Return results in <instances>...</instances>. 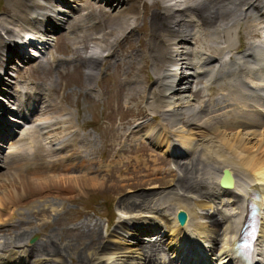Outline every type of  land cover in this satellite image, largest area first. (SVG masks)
Returning <instances> with one entry per match:
<instances>
[{"label": "bare ground", "instance_id": "bare-ground-1", "mask_svg": "<svg viewBox=\"0 0 264 264\" xmlns=\"http://www.w3.org/2000/svg\"><path fill=\"white\" fill-rule=\"evenodd\" d=\"M84 1L85 0H8L5 10L7 17L0 19V74L7 72V68L5 69L6 62L10 61V59L15 56L16 50L21 49L26 52L29 51L27 48L28 42L32 44L33 42L31 41H35L37 45H41L43 51L33 53L32 55L38 54L40 56H45L48 46L51 44L52 39L50 35H53L52 28L54 25L59 28L66 27L71 35L75 33L82 34L81 37L73 38V40L78 43H84L86 36L92 37L96 51L108 50L112 53V58H117L119 62H122L126 67L125 80L129 84V89L124 96L127 103L141 99L150 102L146 107L147 109L139 114L138 117H136L137 119L135 118V121H126L124 124H121V132L120 135L117 134L116 139L119 141V144L128 141L125 147L132 145L134 142H140L141 144L139 146L144 148L146 157H149V154L147 151L148 148L145 146V142H143L144 139L150 142L151 145L156 146V151L161 149V152L157 151V153L162 157L170 154H176L175 156L177 158H182L185 154H189L193 157V160H189V162L176 164L177 169L183 173L184 177L181 179L183 183L177 185L178 193L175 194L172 199L170 198L168 203L162 204L165 209L172 210V213L176 214V212L179 211H186L190 216L185 212L188 217L185 228L182 229L177 223L169 227L170 230L167 232L172 233L173 236L170 240H167L168 243L164 246L168 247L171 245L170 249L173 251L171 253L173 255H178L179 258L181 256L183 257L184 261L182 264H199L198 262H193V255L205 253L206 249L196 247L197 245H193V248L189 245L182 246V241L184 243L188 241L185 236L186 234L189 236L194 234L197 237L200 236L201 239H205L208 236V227L207 225L199 223V220L202 218L198 215L197 210H207L209 208L208 211H210L211 207L208 205V201L213 198L219 199L221 202L225 203L230 202L231 206L227 207L231 208L232 206L237 207L240 205L242 200L239 195L240 192L243 193L244 197H247L253 190L261 192V194L264 195V130L254 131L246 127L260 128L262 123L251 122L244 124L245 127H240L241 129H233L234 127L231 129V124H226L228 119H242L241 115L245 116L244 119L253 120L257 118L256 114H259L258 111H256L255 114L250 109H247L244 101L241 98L233 97L232 94L238 90L246 99H248L249 96L255 95L256 92H262L264 95V48L261 47L263 41H261L262 39L259 40L261 45H249L247 50H244L239 44V42L241 44L245 42V37L249 33H254L255 36H259V31L256 30L257 27L258 30L264 32V22L257 21L256 18L251 15L250 11H248V9H252L254 14L264 19V12H262L259 7L264 0H156L152 3L151 7H144V14L148 11L150 15L152 28L149 34L143 32L141 28L137 30L141 37L138 40L140 45L139 51L137 50L135 54L133 53L134 46L131 45V43H128L127 49L123 46V50L115 46L119 40L116 36L120 35L123 30L129 33L134 31L131 30L134 26L131 25L128 27L127 24L129 20H132V22L136 21L140 15L137 8L139 5H137L138 0H95L105 3L109 9L112 10V18L107 27L109 30L108 33L103 32L104 26L106 25V20L104 19L103 21V14L108 15V13L100 12V14H95L94 11L91 10L89 3H86L85 6H80V2ZM73 4L75 7L72 6ZM200 8H204L205 13L199 15L197 12ZM78 11L82 13V16L80 18L74 17L73 19V16L78 15ZM223 19L224 21H222ZM28 27L36 31H42V38H45V42L43 43L39 40L35 32L28 29ZM1 33H3V35H1ZM21 33L24 34V41L21 40V46H19L15 41L20 37ZM219 33L222 34V40L224 39L225 46L217 45L214 47L208 41L216 42ZM110 36V39H113L111 42L108 40ZM21 39H23V37ZM199 39L207 41V43L205 42V44L197 41L198 47L193 49L190 48L189 42ZM124 41L130 42L131 37L130 41L128 38ZM223 49L228 50L230 55L226 54L227 56H224L226 60L213 67L212 63L215 56L212 54L217 56L225 55ZM1 52H7V56L3 55ZM23 58H25L24 55ZM31 60L34 59L31 58L27 61ZM99 60L88 59L89 62H87L86 65L90 69L88 74L89 79L95 78L96 74L102 75L103 71L100 68ZM42 62L49 64L46 60ZM54 62L57 63L58 60L54 59ZM133 62L137 63L135 65V68L138 69L137 72H133ZM37 67L46 70V67H43L41 63L38 64ZM169 67L180 68L182 72L179 75H177L178 73L170 74L167 72ZM187 68H191V70H186ZM28 69L29 68L21 69L16 75L24 77V73ZM13 72L15 73L16 70ZM206 72L209 73V76L206 77V86L204 87L206 94L211 96L215 92V96L220 95V97L215 98V96H211L207 101L203 100L205 106L201 109L198 108L199 110L184 109L182 106L183 104H181L179 100L184 101V104H187L188 108L191 106V96L188 94V81L193 78L197 80L198 76ZM20 80L23 79L15 80V95H13V98L4 100L7 105L17 108V114L21 117L18 124H27L28 122L30 124L32 122L35 125L31 131H22L20 133L17 140L18 143L16 144L17 149L5 157L6 159L12 158L7 162H10L13 168H16H9L11 167L9 165L7 167V173H4L5 175L11 178L17 177V175L19 176V174L23 172L27 178L26 182L24 181L21 185L19 198H25L31 193L43 194L44 192H54L58 197L57 199L60 198L62 200L73 201L76 200L75 197H69L72 193L90 188L87 179H84L87 178L88 175H96L92 176L93 179H96V177L103 172L102 169L105 168L111 169V173L123 169L125 173H128L131 170L129 167L130 162L123 161L120 156L117 158L116 162L110 161L108 162V166L104 165V167H101L99 161L90 157L92 150L89 147L91 145L86 147V143H88L87 136L83 137L81 134V131L86 128L87 124H72L68 111L63 106H60L56 98H54V96H57L56 90H52L51 86L46 85H21V83H19ZM148 81L157 84V88L155 90H150V87L141 86V82L147 83ZM251 81H256V83H249ZM244 84L249 85L251 88L252 85H254L258 90L254 87V89L249 90ZM240 87L242 90H239ZM25 88L28 90L24 92L20 91ZM6 93V83L0 79V96ZM117 96L118 95H116L115 99L119 102ZM178 98L179 100L177 101ZM251 99L255 101L258 100V97L252 96ZM10 101H13V105ZM257 106L262 107V103ZM162 108L167 109L165 120L172 123L167 128V131L164 130L166 126L163 125V123H160L159 129H157L158 126L152 127L150 124H145V121L150 117H152L153 121L159 119L163 112ZM181 108L186 110L185 113L195 111L189 117L191 119L186 121L185 119H183V121L180 120V115L182 114ZM261 109L264 111L263 108ZM134 123H136L135 126ZM59 129H61V132L55 133ZM124 129H126V133H124ZM18 134L15 137H17ZM105 134H109L108 136L111 138L110 130L106 131ZM0 135H2V139H0V159H4L1 157V152L3 150L2 146H4L3 141L9 134L5 135L0 131ZM176 144L180 145L179 148H175ZM208 144L210 147H208ZM114 145L117 144H112L111 151L114 150ZM180 149L183 150L181 151ZM210 149H213V151L209 152ZM125 150L121 151L127 152V150ZM152 154L155 153L152 152ZM151 159L149 161L156 166V162ZM160 159V164L164 165L167 163L165 159ZM0 165L3 166L1 162ZM225 169L228 170L233 177V188L228 191H224L216 185V182L219 181ZM74 170H77V172L75 173ZM81 171L83 173L78 176L80 174H78V172ZM153 171L160 173V170L155 168ZM170 172L175 173L174 171ZM162 174L164 175V173ZM111 179L112 176L103 175V184H96L93 188L106 185V182ZM4 180L5 179H0V181ZM117 181H119V177ZM189 181H191V184L188 183ZM83 184L86 187H84ZM4 185L7 186L6 184ZM116 185L112 186L115 190H117L116 188H122ZM26 186L32 188L30 193L24 190ZM153 187L157 188V186ZM15 190L16 189H14V191ZM193 194H197V197L203 201L195 200ZM149 196L152 195L149 194L143 198L144 204H137V202H135L134 204L132 203L133 205L124 206V210L126 212L138 210L137 212H139V209L146 208ZM8 200L11 201V199ZM20 201H22V199ZM17 203L16 205L19 207ZM153 210L157 213L160 212L158 208H153ZM238 210L240 213L245 212V208L242 206H238ZM17 211H19V209ZM232 211L233 210H231V212ZM47 213L48 211L45 209L35 213L34 217L47 215ZM232 216L239 218L237 213L232 214ZM235 218L230 221V225L235 224ZM191 219L197 222L192 231L189 228V220ZM150 220L151 219L144 221L142 217L135 218L132 220L134 222L132 225L126 221L125 224L130 230L134 228L130 236L135 242L137 236H141L145 233L148 234L149 229H153L155 224H146L149 229L143 227L144 223H149ZM6 224L9 223H5L4 220V223L0 222V227ZM107 232L110 235L112 231ZM158 232L161 236L166 234L164 230H158ZM235 232L234 229L231 230L230 237L228 238L229 240L227 239V244L222 248V252L226 251L227 253H231V241L233 244ZM22 237L23 235H19L16 239V243L21 244L23 240ZM164 241V239L158 241L159 243L150 241L142 244V246L135 243L136 248L134 250L127 249V253L131 254L128 258H130V260H139L149 264L148 257L155 254L159 249V244ZM201 242L203 243V241ZM17 247H21V245ZM35 247L39 248L40 246H34V248ZM70 247V245L63 247L47 246L46 249L42 247V250L35 248L33 251L39 253V256L33 254L31 251L32 247L28 248L25 253L28 251L33 254H30L32 262L26 260L25 257V261L22 264H50L49 262L52 258L47 260L46 258H48V256L58 258L61 257L60 254L65 256L66 254L69 255V251L72 250ZM109 249L111 250V248ZM191 249H193V251L189 253L188 251ZM106 251V246L101 242L90 255V260L88 261H92L95 264L104 258L106 261L121 260L120 258L125 254L118 252V250H115V253H107ZM151 251H153V253ZM5 252H13L6 257L8 261L7 264L15 263L14 257L16 253L13 250H7ZM22 254L24 253H21L20 256ZM204 261L211 264L208 259ZM53 264L65 263L63 261H55ZM153 264H155L154 261ZM166 264H172V261Z\"/></svg>", "mask_w": 264, "mask_h": 264}, {"label": "rangeland", "instance_id": "rangeland-1", "mask_svg": "<svg viewBox=\"0 0 264 264\" xmlns=\"http://www.w3.org/2000/svg\"><path fill=\"white\" fill-rule=\"evenodd\" d=\"M7 1L8 0H0V19L7 17L5 14V10L7 8L6 6ZM155 1L156 0H142V1L138 0L137 5L138 4L139 5L137 8H138V12L140 13V15L138 16L136 21L132 22V20H129L127 24L128 27L133 25L134 28H132L131 30H134V31H132L133 33L132 32L129 33V32H126V30H123L120 35L116 36V38L118 37L119 40L115 47H118V49L123 50V46H125L127 49L128 43H131V45L134 46L133 53L135 54L137 50L139 51L140 45L138 43L139 42L138 40L141 37V35L137 32V30L141 28L143 29L142 30L143 32H147V34H149L152 28L151 19L149 17L150 15L148 14V11L144 14L145 12L144 7L145 6L151 7L152 3ZM194 1H205V0H194ZM86 3H89L91 10L94 11L95 14H100V12L108 13V15L103 14V21L104 19L106 20V25L104 26L103 32L108 33L109 30L107 27H108V23L110 19L112 18V10H109V7L106 4H102L103 2H97L95 0H85L84 2H80V6H85ZM72 6L75 7L74 4ZM202 10H204V8L202 9L200 8V10L197 13L199 15L202 13H205V10L204 11ZM77 14L78 15H76L75 18L77 17L80 18L82 16V13L80 11H78ZM222 21H224V19ZM62 28H64L67 34L63 31ZM256 30L259 31L258 27L256 28ZM1 35H3V33H1ZM81 36L82 34L80 33H75L74 35H71L69 34V31L66 29V27H60L58 29V32L54 36L56 40L55 42L56 46L54 47V49H52L53 47L51 44L53 40H51V44L50 46H48V50L45 53V56L39 55L40 57L34 60H31V61L25 62L22 68H19L18 65L14 66L13 71L16 70V72L15 73L13 71L12 72L14 74H18V71L21 69L23 70L24 67L29 68V69H34L31 71V75H28L26 72L24 75H26L27 77H31L33 81L46 82L47 84H51L50 85L51 88L55 89L57 92L56 93L57 96L56 97L54 96V98H56V101L60 104V106H63L68 111L71 117L72 124L73 125L74 123L80 124V125L87 124L86 128L88 129L84 132L82 131L81 133L88 134V138L91 139L92 142L90 144L91 145L90 148L93 154L95 155L97 161L100 162L101 167H104V165L108 166V162L110 161L116 162L117 158L120 156L123 161L130 162L129 167L131 170L128 173H125L124 169L111 173V169L105 168V169H102L103 172L101 173V175L97 176L96 179H93L92 177L96 175H88L87 178H84V179H87L88 185L90 186V188L82 189L83 192L75 191L74 193H72V195H70L69 197L71 198L75 197L76 200H73L74 201L73 202V201L62 200L60 198L57 199L58 197L54 194V192H44L43 194L42 193H31L29 194L30 196L27 195V197L25 198L24 197L19 198V194L21 192L20 190L21 185L24 183V181L26 182L27 178L25 177L23 172L22 173L19 172L20 174L19 176L17 175V177H11V178L8 177L7 175L4 174V173H7V169H8L7 167L10 165L11 167L9 168H12V169H16V168H13L10 162L3 163V166L0 165V179H5L4 181H0V208H1L0 209L1 211L0 212V222L4 223V220H5V223L8 222L9 224H6L5 226L0 227V245L2 246V247L0 246V248H2L1 250H3L5 249L3 247H6L9 244L14 245L19 235L20 236L23 235L22 242H24L25 244H27V242H25L26 239L36 237L37 238L36 242L32 245L37 246L38 244H40L39 246L41 247V248L35 247L36 249L42 250V247L43 249H46L47 246H51V247L53 246L63 247L66 245L71 246L70 248H72V250L69 251V255L66 254L65 256V255L60 254L61 257H58V258L48 256V258H46L47 260L52 258L49 262L50 264H53V262L55 261L56 262L63 261L65 264H94L92 261H88V260H90V255L94 252L95 248L99 246V244H101L102 242L104 246H106V249H107L106 252L110 253L111 251L118 250V252L125 253V254L122 258H120L121 260L117 259L115 261L114 260L106 261V259L104 258L95 264H109V263L110 264H116V263L117 264H143L139 260H130V258H128L130 257L131 254L127 253L128 252L127 249H129V247L134 246V243H135L133 238L130 236L132 235V231H134V228L130 230V228H128V226L124 224L123 222L127 221L131 223L130 225L134 224L132 220L135 218H138L136 215L134 216V214L136 213H142V214L146 213L150 217L153 216V214L155 213H153L154 211L152 212L148 210L149 208H158V211L163 210L164 206L162 204L168 203L169 199L170 198L172 199L174 195L178 193V190H176L175 188L177 184L180 182V180L178 179L179 178L178 172L180 171L176 169V165L174 162H170L166 158H163V159L167 160L168 162L164 165L160 164L159 160L161 159L159 158L160 155L156 152V149H157L156 146L152 148L151 143L148 142L147 140H145V146H147L148 148L147 151H148L149 157H146L144 148L142 146H139L141 144L140 142H134L132 145H129L127 147H125V144H127L128 141L122 142V144L118 143L119 141L116 139V137H117V134L120 135V132H121L120 128L122 126L121 124H124L126 121H129V122L133 120L135 121L137 119L136 117H138L139 114H141L143 111L147 109L146 107L148 106V103L150 101L141 99L138 101L127 103L126 99L124 98V96L127 93V90L129 89V84L125 80L126 79V76H125L126 67L123 65L122 62H119L117 58H112V53L110 51L108 50H97L96 51L95 44L93 43L92 37L86 36L84 43L82 42L78 43L75 40H73L74 37H81ZM251 36H255V34L249 33L245 37V40L247 41L245 43V50H247L249 45H253L252 43L248 42V39L256 38V37H251ZM130 37H131V41H130ZM233 37L235 38L234 35ZM110 38L111 36L108 37V40H110L111 42L113 39L111 40ZM126 38H128L130 42H125L124 40ZM197 41H199L200 43H205V42L207 43V41H203L202 39L194 40L191 42L196 47H198ZM208 42H210V44H212L214 47H216L217 45L225 46L224 45L225 41L224 39L222 40L221 33L218 34L216 38V42L215 41H208ZM239 44L243 48V43L241 44L239 42ZM49 50L53 53V55L51 52H49ZM18 51H19L18 54H20L21 52L24 53L21 49H18ZM28 52H31V51L29 50ZM1 53L4 55V52H1ZM16 53H17V50H16ZM224 53L225 55H222V56H217L215 54H212L213 56H215V58L213 57L214 58V61L212 63L213 67H215L217 64H221V62H224L226 60V57L224 56L230 55L228 53V50H224ZM5 55L7 56V52H5ZM46 56L49 57L48 60ZM91 57L92 59H95V60H98V58L100 59L99 63H100V68L103 71V74L100 76L96 74L95 78L89 79L88 74L90 72V69L88 68L86 63L89 62L88 59L92 60ZM15 59L19 60V57H15ZM54 59L58 60V62L57 63L54 62ZM68 59H72V60H68ZM38 60H40L41 62L43 60H46L47 62H49V64L52 63L54 67L58 69L64 66L65 64L66 65L64 68H62L63 71L57 70L58 74H56L55 72H53L51 69H48V68H46V70L45 69L36 70V69H40L37 67L38 64H35V61H38ZM59 61H60V64H59ZM136 64L137 63L133 62V72H137L138 70L135 68ZM86 68L88 69V71ZM171 68L172 70H170V67L168 68V71H170L171 73L181 74L182 72L180 68H177V67H171ZM186 70H191V68H187ZM19 83H21V85H26V86H28L29 84L39 85V86L43 85L40 83L29 82L24 79L20 80ZM151 83H154V82H150V81H148L147 83L141 82V86L151 88L153 87V85L150 86ZM157 86L158 85H156V88ZM203 86L204 87L206 86L205 82L200 81L198 84L196 83L193 84L191 87L192 89L189 87L191 89L190 91H188L189 96H191L190 98L191 106L189 108L187 104H184V101L179 100V98L177 99V101L179 100L181 104H183L182 106L184 107V109L186 110L187 109H190V110L201 109L202 107L205 106L204 101H207L209 97L216 95V93L214 92L211 96H208ZM156 88H152L151 90H155ZM90 89H92L91 90L92 94L89 92ZM25 90H28V89L27 88H25L24 90L21 89L20 91L24 92ZM116 95H118L117 97H118L119 102H117V100L115 99ZM219 97L220 95L215 96V98H219ZM10 102L13 105V101H10ZM184 109H182V112H181L182 116L180 115L181 121H183V119H185V121L191 119L189 117L191 116V114L195 112V111L194 112L189 111L188 112L189 114H188V113H185L186 110ZM162 110L163 112L161 116L165 118L167 109L162 108ZM163 117L157 120H154V121L152 120V117H150L145 121V124H150L152 127L158 126L157 129H159L160 123H163V125L166 126L164 130L167 131V128L172 123L166 120L164 122ZM135 125L136 123H134V126ZM108 130H110L111 132V138L110 136H108L109 134H105V132ZM2 132L5 135L9 134L8 131H2ZM60 132H61V129L57 130L55 133H60ZM124 133H126V129H124ZM85 134L84 135L82 134V136L85 137L86 136ZM112 144H117V145H114L113 151H111ZM86 147H88L87 143H86ZM125 149L127 150V152L121 151ZM157 151L161 152V149ZM9 152H11V149L7 152H4L2 155L6 157ZM152 152H154L155 154H152ZM111 154L113 157L111 156ZM108 157H111V158H108ZM91 158L95 159L94 157H91ZM11 159L12 158H10L9 160ZM150 159L156 162L157 165L154 166L155 164H152L149 161ZM154 168L157 170H160V173L154 172L153 171ZM108 169H109V172H108ZM15 171L18 172L17 170ZM152 171L153 173L151 174ZM170 171L176 172L177 175L175 173L171 174ZM76 172L77 171H75V173ZM82 173H83L82 171L78 172L79 174L78 176H80ZM162 173H164V175ZM67 175H71V174H67ZM103 175L104 176L108 175L110 177L112 176L113 180L112 179L108 180L106 182L107 183L106 185H103V186L100 185L98 187L93 188V186L96 184H103ZM173 175H176V176H173ZM181 176H183V173L181 174ZM118 177H119V181H117ZM182 183L183 182H181V184ZM188 183L191 184V181H189ZM4 184H6L7 186H5ZM115 185L121 186L122 188H116L117 190H115L112 187ZM83 186L86 187L84 184ZM153 186H157V188H154ZM14 189L16 190L14 191ZM24 190L30 193V191H32V188L30 186H26ZM149 194L152 196H149V199L147 200L148 204L146 208L149 207L148 209L143 208L139 210V212L135 210L133 211L135 213H132L131 214L132 216L130 218L129 216H126L130 214V213H125L126 211L124 210V208L127 207V205L129 206L130 204L132 203L134 204L135 202H137V204L138 203L144 204L143 198ZM32 195L33 196L38 195L39 197L38 196L33 197ZM90 196H95L92 198H96V199H89ZM8 199H11L12 202ZM19 199L20 200L22 199V201H20ZM61 202H63L64 204ZM89 202L90 204L85 207V205L88 204ZM16 203L18 204L19 207H17ZM18 209L19 211H17ZM45 209L48 211L47 215H40L39 217H34L35 213L41 212L42 210H45ZM163 211L165 215L170 216V211H165V210ZM186 213L189 215L188 212ZM198 213H199L198 215H200L201 212L198 211ZM236 213L237 212L234 210L231 212V214H236ZM170 217L172 218V216ZM114 220L115 222L113 226H109V224ZM156 221H157L156 218H152L149 221V224L150 223L155 224L153 229L159 228V221L158 222ZM199 223H202L204 225L202 220H199ZM116 224H119L120 230L115 229L117 230V233H113V235L112 234L109 235L107 231H112L111 229ZM143 227L148 228L146 224H144ZM150 231L151 230L149 229L148 234L145 233V234H142L141 236H137V240L145 239L147 240L146 242L151 241L153 243L154 242L159 243L158 241H152V240L148 241V239H150V236L152 235ZM49 242H51L52 244ZM167 243L168 242L166 241V244ZM226 244H227V240H225V242L223 243V247H225ZM25 248L26 250L28 249L27 246H25ZM35 248H33V250H35ZM109 248H111V250ZM125 248H126V251H125ZM191 248L193 247L191 246ZM131 249L133 250V248ZM26 250L21 252L24 254H22L20 258L16 260L15 264L24 263L25 257L27 256L25 253ZM192 251L193 249H191L188 252L190 253ZM33 254L36 256H39V253H35L34 251H33ZM200 254H203V253H200ZM164 255L166 257H170L176 264H182L184 261L182 256L180 257L182 259H180L178 255H173L172 253L170 254L164 253ZM206 259L207 258H204V260ZM172 260L165 261V263L172 261Z\"/></svg>", "mask_w": 264, "mask_h": 264}, {"label": "water", "instance_id": "water-1", "mask_svg": "<svg viewBox=\"0 0 264 264\" xmlns=\"http://www.w3.org/2000/svg\"><path fill=\"white\" fill-rule=\"evenodd\" d=\"M219 186L223 190H231L233 188V177L231 173L228 170H224L222 172V176L219 182ZM178 222L179 224H183L185 220V215L184 213H179L178 216Z\"/></svg>", "mask_w": 264, "mask_h": 264}]
</instances>
